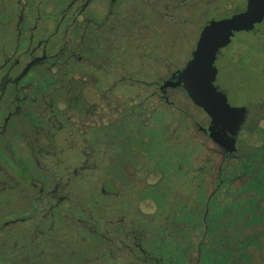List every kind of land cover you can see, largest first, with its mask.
Segmentation results:
<instances>
[{"label":"flooded vegetation","instance_id":"1","mask_svg":"<svg viewBox=\"0 0 264 264\" xmlns=\"http://www.w3.org/2000/svg\"><path fill=\"white\" fill-rule=\"evenodd\" d=\"M249 4L264 0H0V264L252 263L255 243L264 250L258 205L240 215L238 202L210 201L256 179L239 136L264 109L238 106L221 146L182 84L165 86L209 22ZM164 116L169 141L199 138L201 151L162 173L144 146ZM155 174L163 184L147 181ZM174 184L187 192L170 198Z\"/></svg>","mask_w":264,"mask_h":264},{"label":"rangeland","instance_id":"2","mask_svg":"<svg viewBox=\"0 0 264 264\" xmlns=\"http://www.w3.org/2000/svg\"><path fill=\"white\" fill-rule=\"evenodd\" d=\"M183 64L174 62V67L179 69ZM214 67L216 69L214 85L219 92L226 96L228 103L237 107L253 105L255 106L253 110L256 111L255 118H258L257 109H264V28L262 27L254 32L235 34L231 38L230 43L219 51ZM176 100L181 105L184 102L181 101L180 103L178 99ZM176 117L180 120L183 119L181 115ZM164 119L165 116L163 123L157 127V137L144 146V153L147 157L155 159V161L158 159V168L164 171L162 173L168 171L167 167L170 170L172 167L176 168L177 165L183 163L184 149L196 151V154L201 151L199 138L191 139L189 143H184V146H179L175 141H169L163 127ZM246 133H240L239 139L240 143L243 142L244 144L242 146L248 156L247 162L251 166L252 171L255 169L256 179H250L247 185L239 188L236 185L223 184L220 186V190L213 195V199L210 202H238L240 215L244 211L247 213L248 209L251 211L252 208L254 209L258 205L255 210L256 219L258 214H264V119L252 125L251 131ZM145 134L150 137L151 130L147 129ZM199 147L200 150L198 149ZM251 154H254L255 159H250ZM210 164L216 169V165L219 164V156H214V161ZM246 165L247 163L244 162L240 171L244 170ZM160 178V174L149 175L147 181L156 183L159 182ZM219 179V174L212 172V177H209L208 193L209 191L211 193L213 188L219 185ZM154 190L158 194L160 192L165 193L166 186L154 187ZM186 192L187 190L181 185L174 184L170 198L175 199V196L182 197V193ZM196 193L195 188L192 187L191 194L195 199L197 198ZM145 202L150 201L146 200ZM250 251L253 253L251 264H264V250L261 243H255L254 249ZM218 258L219 255H217Z\"/></svg>","mask_w":264,"mask_h":264},{"label":"water","instance_id":"3","mask_svg":"<svg viewBox=\"0 0 264 264\" xmlns=\"http://www.w3.org/2000/svg\"><path fill=\"white\" fill-rule=\"evenodd\" d=\"M263 18L264 7L249 4L244 13L209 22L200 33L191 59L182 70L175 73L176 81L165 84L173 87L182 84L191 101L211 118V126L216 132L210 131V136L221 146L223 143L217 134L227 130L230 135H234L242 122L245 108L230 106L226 96L214 86L216 55L230 43L234 32L250 31ZM228 138L226 149L235 151V141Z\"/></svg>","mask_w":264,"mask_h":264}]
</instances>
